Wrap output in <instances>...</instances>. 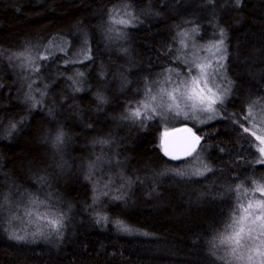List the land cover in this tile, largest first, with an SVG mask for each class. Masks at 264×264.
I'll return each instance as SVG.
<instances>
[{
	"label": "trees",
	"instance_id": "1",
	"mask_svg": "<svg viewBox=\"0 0 264 264\" xmlns=\"http://www.w3.org/2000/svg\"><path fill=\"white\" fill-rule=\"evenodd\" d=\"M113 9L134 18L116 47L108 38ZM193 27L200 30L198 43L218 39L225 29L233 86L224 118L193 127L204 137L201 159L214 168L205 177L191 175L200 167L197 161L164 156L158 120L138 127L121 119L167 67L183 69L174 60L179 37H173ZM170 45L172 54L166 55ZM26 48L32 55H53L32 72L10 59ZM87 48L91 60H83ZM0 49L10 56L7 65L0 63V193L9 200L36 195L50 212L65 216L62 235L16 241L9 235L21 233L4 211L0 264H221L210 255V241L233 207L234 197L223 193L245 178L264 176V166L255 163L258 154L249 153L228 119L249 98L264 96V0H242L239 7L234 0H0ZM29 94L34 100L26 101ZM98 95L107 102L100 104ZM35 101L41 105L31 109ZM13 123L17 128L9 134ZM58 130L65 138L57 148ZM100 140L110 143H94ZM98 156L111 164L98 166L96 179L114 177L116 188L121 175L132 181L112 192L123 200L101 196L93 204L84 177ZM176 168L189 175L168 171ZM103 216L109 220L97 223ZM118 220L131 234L118 228Z\"/></svg>",
	"mask_w": 264,
	"mask_h": 264
},
{
	"label": "snow or ice",
	"instance_id": "2",
	"mask_svg": "<svg viewBox=\"0 0 264 264\" xmlns=\"http://www.w3.org/2000/svg\"><path fill=\"white\" fill-rule=\"evenodd\" d=\"M212 0H209L211 3ZM236 7H239L242 0H234ZM120 16H130V13H121L118 9H113L109 13L111 27L108 30V38L123 39L124 30L133 24V19H116ZM120 26V27H117ZM200 34L199 27L179 31L173 40L179 37L178 43L181 54L176 55L174 60L178 65H183L187 71H180L177 68L169 67L165 73H161L164 77L161 81L150 82L143 93V99L139 100L135 105L129 104L125 109V114L121 116L122 120L129 121L134 125L147 126L149 121L157 119L169 120L183 117L185 120L199 121L200 124H207L210 121L222 119L226 115L225 105L230 101L232 96V82L227 77V60L228 52L226 45L225 29L220 28L219 38L213 39L205 45L197 46L194 42L195 36ZM51 43V42H50ZM87 39L84 45L87 46ZM59 51L66 52V49L60 48ZM172 46L166 55L172 54ZM191 53V55H189ZM83 60H91V49L82 50ZM53 53L48 55H32L31 49L26 48L24 51L12 54L10 59H15L21 63V66L29 67L32 72H39L43 66L40 61L49 60ZM79 61L80 63H83ZM72 61H65V64ZM35 65V67H33ZM193 73H195L193 75ZM77 77H83V72H78ZM173 75L176 77L191 76V80L179 79L174 81ZM75 84L77 81L73 77H68ZM217 81H220L219 83ZM227 82V87L223 86ZM161 84L157 90L156 85ZM167 85H174L169 88ZM32 89V84L28 85ZM47 88V85H45ZM75 92L83 89L75 87ZM41 96L46 93H40ZM97 100L100 104L106 103L103 95H98ZM34 100L30 94L26 96V101ZM41 105V101L31 103V109H36ZM204 115L206 119L200 117ZM232 125L240 134V139L247 145V149L251 155H257L255 160L257 165L264 166V96L247 101L246 107H242L239 113H233L228 117ZM23 123V121H21ZM91 127V125H89ZM195 127V124L193 125ZM193 127H182L166 129L160 138V150L164 156L172 161H181L191 164L194 160L200 164L191 175L195 177H205L207 174L214 172V168L205 163L201 159L203 151L202 141L204 137L197 135ZM17 124L10 126V132L15 131ZM65 133L58 130L54 140L53 147H59L64 143ZM94 143L109 144V140L94 141ZM243 149V145H241ZM254 150V151H253ZM220 151H225L221 148ZM119 164V161L116 162ZM103 164H111L106 161L103 156H98L95 161L88 165V173L84 179L91 185L93 204L99 202L100 197L109 199L110 201H121L124 199L122 195H112L113 191L122 192L126 186H130L132 181L123 178L121 175V183L118 188L115 187L117 181L114 177H100L96 179L98 166ZM177 176L189 175L188 172L176 169H169ZM239 179V177H237ZM44 178H40L43 183ZM20 194V193H16ZM29 196V202L34 208L41 205L47 206L46 200L39 199L36 195L24 193ZM223 195H227L230 200L233 199V207L229 213L227 222L222 230H217L213 235L210 244L213 249L210 255L215 261L221 264H264V176L258 179L245 178L240 183H236L234 187H228ZM0 202V212L4 206L10 203L9 196H4ZM29 217L35 215L36 223L42 224L36 232L32 234L33 239L47 238L44 229H47L48 235H62L64 228L65 216L63 214L53 213H34L30 208L26 212ZM17 219V217H12ZM100 220H109V217L103 216L97 218ZM32 222L31 220L29 221ZM118 228L131 234L132 230L124 225L122 221H116ZM147 235V233H142ZM10 239L16 241H25L26 235H18L15 232L9 235ZM222 252V255H218Z\"/></svg>",
	"mask_w": 264,
	"mask_h": 264
},
{
	"label": "rangeland",
	"instance_id": "3",
	"mask_svg": "<svg viewBox=\"0 0 264 264\" xmlns=\"http://www.w3.org/2000/svg\"><path fill=\"white\" fill-rule=\"evenodd\" d=\"M120 18H124V19H128L129 16H120L118 15L116 17V19H120ZM196 38V36H195ZM217 39V38H215ZM110 40V39H109ZM124 40H126V35L124 34V38L123 39H111L110 41L112 43H116V45L114 47L117 46V44L123 42ZM194 42L197 46L199 45H205L209 42H206V43H198L195 39H194ZM179 48H180V45H179ZM7 52L5 50H1L0 49V63L4 64V65H7V61H8V57H10L9 55H5ZM181 53L179 52L178 55H180ZM189 55H191V53H189ZM76 57V56H75ZM181 67H183V65H181ZM169 68V67H167ZM173 68H176V67H173ZM178 70L180 71H187L186 68L183 67V69H179L177 68ZM164 73V71H163ZM166 74V73H165ZM195 73H193L194 75ZM164 77L161 76L159 80L157 81H161L163 80ZM172 79L174 81H178L179 79H187V80H191V76H181V77H176L175 75H173ZM229 80V79H228ZM218 83L220 81H217ZM149 84V83H148ZM147 84V85H148ZM146 85V86H147ZM146 86L143 87V89L140 91V94L142 96L141 99H143V93H144V90L146 88ZM163 85L161 84H157L156 85V88L157 90L159 89V87H161ZM174 85H167V87L169 88V90L171 89V87H173ZM225 87H227V82L224 83ZM201 119H206V116L202 115L200 117ZM160 126H162L164 129V131L166 129H171L177 125H188V126H191L193 127V125L195 124V127L197 126H201L202 124L199 123V121H192V120H185L182 116L179 117V118H174V119H169L167 121L165 120H161V119H157ZM129 122V121H128ZM150 122V121H149ZM129 125H133V126H138V127H142V125H134L132 124L131 122H129ZM32 209L34 213H39V214H44V213H52L49 211V206H45V205H41L40 207L38 208H34L30 202H29V199H27L25 196H20V195H17L16 197H12L10 199V203L9 204H6L2 210V212H0V219H5L6 218V215H5V212L8 214V221L9 223L12 224L13 227L16 228V230L18 232L21 233V235H26L28 237V239H33V236L32 234L34 232H36L37 228L38 227H42V224H38L36 223V216L33 215L31 217H29L28 215H26V212L28 211V209ZM5 211V212H4ZM54 214H61V213H56V212H53ZM12 217H17V219H13ZM32 221L31 223L29 221ZM45 231V236H47L48 238L52 235H48V232H47V229H44ZM20 235V234H19ZM54 236H57V235H54Z\"/></svg>",
	"mask_w": 264,
	"mask_h": 264
},
{
	"label": "water",
	"instance_id": "4",
	"mask_svg": "<svg viewBox=\"0 0 264 264\" xmlns=\"http://www.w3.org/2000/svg\"><path fill=\"white\" fill-rule=\"evenodd\" d=\"M185 126H187V127H190V126H188V125H181V126H178V127H175V128H182V127H185ZM194 130V129H193ZM195 131V130H194ZM196 132V131H195ZM197 133V135H199L198 134V132H196ZM160 138H161V136H160ZM160 138H159V140H158V143H159V145H160ZM162 152V151H161ZM163 153V152H162Z\"/></svg>",
	"mask_w": 264,
	"mask_h": 264
}]
</instances>
